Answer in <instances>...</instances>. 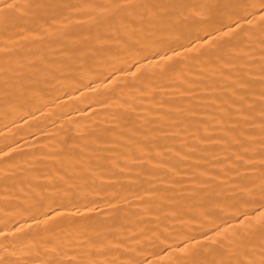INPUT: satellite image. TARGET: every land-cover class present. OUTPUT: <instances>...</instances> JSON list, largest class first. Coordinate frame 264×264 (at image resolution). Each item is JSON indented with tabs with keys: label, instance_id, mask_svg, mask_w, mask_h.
I'll list each match as a JSON object with an SVG mask.
<instances>
[{
	"label": "bare ground",
	"instance_id": "bare-ground-1",
	"mask_svg": "<svg viewBox=\"0 0 264 264\" xmlns=\"http://www.w3.org/2000/svg\"><path fill=\"white\" fill-rule=\"evenodd\" d=\"M0 264H264V0H0Z\"/></svg>",
	"mask_w": 264,
	"mask_h": 264
}]
</instances>
